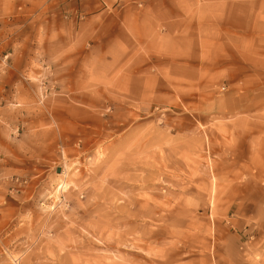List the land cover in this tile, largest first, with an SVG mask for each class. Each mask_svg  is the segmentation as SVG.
Listing matches in <instances>:
<instances>
[{
    "label": "rangeland",
    "instance_id": "374dc122",
    "mask_svg": "<svg viewBox=\"0 0 264 264\" xmlns=\"http://www.w3.org/2000/svg\"><path fill=\"white\" fill-rule=\"evenodd\" d=\"M0 264H264V0H0Z\"/></svg>",
    "mask_w": 264,
    "mask_h": 264
},
{
    "label": "bare ground",
    "instance_id": "6f19581e",
    "mask_svg": "<svg viewBox=\"0 0 264 264\" xmlns=\"http://www.w3.org/2000/svg\"><path fill=\"white\" fill-rule=\"evenodd\" d=\"M64 186H65V184L64 183H62L61 185H60V187L59 188H64Z\"/></svg>",
    "mask_w": 264,
    "mask_h": 264
},
{
    "label": "crops",
    "instance_id": "0c3cea01",
    "mask_svg": "<svg viewBox=\"0 0 264 264\" xmlns=\"http://www.w3.org/2000/svg\"><path fill=\"white\" fill-rule=\"evenodd\" d=\"M81 2V1H80Z\"/></svg>",
    "mask_w": 264,
    "mask_h": 264
}]
</instances>
